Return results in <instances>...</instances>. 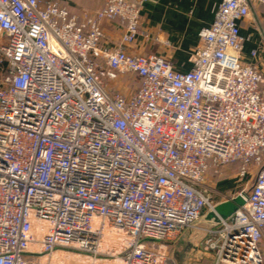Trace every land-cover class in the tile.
Instances as JSON below:
<instances>
[{
    "label": "built area",
    "instance_id": "obj_1",
    "mask_svg": "<svg viewBox=\"0 0 264 264\" xmlns=\"http://www.w3.org/2000/svg\"><path fill=\"white\" fill-rule=\"evenodd\" d=\"M147 1L79 16L0 0V264H176L188 229L206 255L193 264H264V73L240 27L264 0H222L185 73L129 51ZM105 24L124 29L114 48ZM129 76L134 91L111 85ZM234 163L256 176L245 205L198 227L218 204L207 173Z\"/></svg>",
    "mask_w": 264,
    "mask_h": 264
},
{
    "label": "crops",
    "instance_id": "obj_2",
    "mask_svg": "<svg viewBox=\"0 0 264 264\" xmlns=\"http://www.w3.org/2000/svg\"><path fill=\"white\" fill-rule=\"evenodd\" d=\"M44 1L60 2L68 7L71 14L80 16L84 12L102 8L105 0ZM221 2L222 0H148L143 4L141 18L143 31L149 37L140 35L135 44L129 47V51L135 54H157L169 59L177 71H190V57L199 43V34L213 24ZM240 27L244 38V61L257 65L264 73V6H253L251 15L240 23ZM105 31L106 47H116L124 29L116 24H105ZM253 52L257 53L256 58L253 57ZM122 82L130 85L128 79ZM116 87L126 91L123 86ZM224 171L226 172L222 177L214 178V173L206 176L205 194L215 203L227 201L242 190L249 189L256 179L254 171L248 178L249 182L239 179L231 166ZM246 183L249 186L245 187ZM261 250L264 253V244Z\"/></svg>",
    "mask_w": 264,
    "mask_h": 264
},
{
    "label": "water",
    "instance_id": "obj_3",
    "mask_svg": "<svg viewBox=\"0 0 264 264\" xmlns=\"http://www.w3.org/2000/svg\"><path fill=\"white\" fill-rule=\"evenodd\" d=\"M245 203L244 195H238L235 198L218 203L213 210L206 212L197 221L196 225L198 227L217 228L223 222L229 221ZM200 235L201 233L194 229H188L183 233L174 244L173 257L176 264H193L196 261H202L206 257L196 243V239Z\"/></svg>",
    "mask_w": 264,
    "mask_h": 264
},
{
    "label": "rangeland",
    "instance_id": "obj_4",
    "mask_svg": "<svg viewBox=\"0 0 264 264\" xmlns=\"http://www.w3.org/2000/svg\"><path fill=\"white\" fill-rule=\"evenodd\" d=\"M127 77V76H126ZM130 77V76H129ZM126 79H129V78H122L121 80H119V81H117V82H111V85L113 86V87H115L117 90H119L120 92H122L123 94H126L127 93V91L128 92H132V91H134V89H136V87L137 86H139V82L138 81H136L134 78V80L133 79H131V77H130V79L133 81L132 82V86H130L127 82H126V84H125V82H122V81H126ZM121 81V82H120ZM116 83H117V85H116ZM116 86H121V88H122V86L123 87H125V89H126V91H124L123 89H120V88H117ZM215 171L213 170V169H211V172H209V173H207V175H209L210 173L212 174V175H214L215 173H214ZM214 173V174H213ZM217 174H215V176H216ZM214 178H217V177H214ZM206 183H207V181H206ZM202 237V235H200V236H198L197 237V239H196V243H199V240H200V238Z\"/></svg>",
    "mask_w": 264,
    "mask_h": 264
},
{
    "label": "trees",
    "instance_id": "obj_5",
    "mask_svg": "<svg viewBox=\"0 0 264 264\" xmlns=\"http://www.w3.org/2000/svg\"><path fill=\"white\" fill-rule=\"evenodd\" d=\"M230 166L233 167L234 170L236 171V173L238 174V172L240 171L241 164L240 163H234V164H232ZM225 172L226 171H223V173L221 175H216V177H222L225 174Z\"/></svg>",
    "mask_w": 264,
    "mask_h": 264
}]
</instances>
